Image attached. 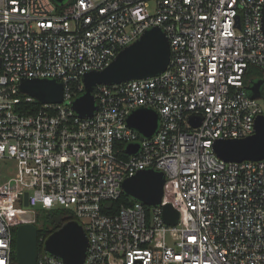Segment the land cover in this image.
I'll return each mask as SVG.
<instances>
[{
	"label": "built area",
	"instance_id": "1",
	"mask_svg": "<svg viewBox=\"0 0 264 264\" xmlns=\"http://www.w3.org/2000/svg\"><path fill=\"white\" fill-rule=\"evenodd\" d=\"M263 7L0 0V264H13L15 230L36 224L41 209L75 215L89 238L83 264H264V159L225 161L214 150L217 139L253 134L264 114V84L259 97L248 89L258 79L250 67L264 71ZM154 26L170 41L167 69L96 85L94 114L80 116L73 103L85 92L84 75ZM25 78L62 83L63 101L22 93ZM34 101L35 112L18 109ZM139 108L159 115L151 137L128 125ZM131 143L139 144L132 154ZM149 168L165 173L161 203L136 200L115 211L124 180ZM168 203L179 211L176 225L163 217ZM46 239L37 264H66Z\"/></svg>",
	"mask_w": 264,
	"mask_h": 264
},
{
	"label": "water",
	"instance_id": "2",
	"mask_svg": "<svg viewBox=\"0 0 264 264\" xmlns=\"http://www.w3.org/2000/svg\"><path fill=\"white\" fill-rule=\"evenodd\" d=\"M63 4L66 0H54ZM264 30V7H263ZM171 60V46L166 32L160 26L147 29L136 41L125 46L113 61L102 70L89 71L84 75L85 92L73 103L80 116L91 117L97 106L93 95L98 84H118L133 79H146L164 72ZM264 78L253 81L248 89L252 97L262 93ZM20 91L30 94L43 103L62 102L64 86L55 79L21 80ZM128 125L146 137L157 130L159 115L150 108H139L127 119ZM192 122L197 125V119ZM139 149L138 143L127 147L129 153ZM217 155L225 161L264 159V114L256 118L255 132L243 138L217 139L214 143ZM166 176L163 171L153 168L140 170L126 178L122 184L125 194L147 205L161 203L164 195ZM25 204H28L26 193ZM33 219L32 213L22 214ZM163 217L170 225H176L179 211L170 203L164 205ZM89 238L84 227L76 220H70L51 233L45 241V249L64 260L66 264H83ZM16 257L18 264H37L39 255L38 226L33 222L20 224L16 229Z\"/></svg>",
	"mask_w": 264,
	"mask_h": 264
},
{
	"label": "trees",
	"instance_id": "3",
	"mask_svg": "<svg viewBox=\"0 0 264 264\" xmlns=\"http://www.w3.org/2000/svg\"><path fill=\"white\" fill-rule=\"evenodd\" d=\"M63 6L58 5V10H62ZM251 71H256L259 73L257 78L264 77V71L260 68L250 67ZM21 95V94H20ZM41 103L39 101H34L29 105L22 104L18 109H22L23 112L33 113L40 106ZM136 199L130 197L129 195L123 193L121 198L118 201L111 202V206L114 210H118L120 206L124 204H132ZM75 215L66 209H53V210H44L43 212L38 213L36 225L38 226V237H39V250L42 248V238L48 237L51 233L61 228L65 223L70 220L75 219ZM14 248L16 247V230H15V238H14ZM13 264H18V260L16 257V252L13 253Z\"/></svg>",
	"mask_w": 264,
	"mask_h": 264
},
{
	"label": "rangeland",
	"instance_id": "4",
	"mask_svg": "<svg viewBox=\"0 0 264 264\" xmlns=\"http://www.w3.org/2000/svg\"><path fill=\"white\" fill-rule=\"evenodd\" d=\"M252 72H254V73L257 75V77L259 76V73H257L256 71L253 70ZM258 79H259V78H258ZM3 171H4V173H5V172H6V173H9V171H10V167H9V166H6L5 168H3ZM43 211H44V210L41 209V210L39 211V213H40V212H43Z\"/></svg>",
	"mask_w": 264,
	"mask_h": 264
}]
</instances>
